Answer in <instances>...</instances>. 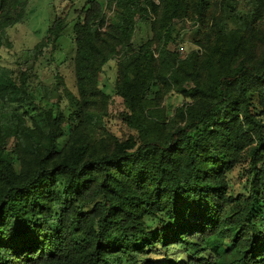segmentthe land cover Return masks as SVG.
<instances>
[{
    "label": "trees",
    "instance_id": "1",
    "mask_svg": "<svg viewBox=\"0 0 264 264\" xmlns=\"http://www.w3.org/2000/svg\"><path fill=\"white\" fill-rule=\"evenodd\" d=\"M26 7L0 0V47ZM144 23L153 36L135 47ZM73 32L78 96L58 77L56 109L0 66V264H264V0H87ZM117 57L126 139L104 126ZM172 93L185 103L168 117ZM244 156L245 199L229 182Z\"/></svg>",
    "mask_w": 264,
    "mask_h": 264
},
{
    "label": "rangeland",
    "instance_id": "2",
    "mask_svg": "<svg viewBox=\"0 0 264 264\" xmlns=\"http://www.w3.org/2000/svg\"><path fill=\"white\" fill-rule=\"evenodd\" d=\"M26 12L22 15L20 23L6 29L3 45L0 47V66L10 69L18 82L25 78L28 89L38 106L56 109V103L61 97L60 89L65 87L72 95L78 96L74 57L75 44L73 27L77 14L83 10L87 0H25ZM16 8V7H15ZM55 15L66 17V25L61 36L55 41H49L41 49L36 47L48 35V29L55 20ZM180 32L177 40L183 56H186L195 47L194 24L192 22L180 23ZM153 36L149 23H144L134 38L135 47L149 41ZM176 45H171L174 49ZM119 57L109 61L103 68L100 78V87L112 97L108 108V116L104 120V126L118 138L126 139L134 134L122 121L120 114L124 111L123 100L116 95V82L118 79L117 66ZM60 78L62 84L58 85ZM251 101L259 107L257 95L250 96ZM185 99L175 93L169 95L162 103L168 117H172L177 108L183 106ZM264 122V116L260 118ZM31 125V124H30ZM98 131L99 129L96 128ZM60 140V150L68 143L70 132ZM42 140V147L48 148L50 142L42 134L38 133ZM16 170L20 169V163L13 159ZM249 159L243 157L240 165L229 175L231 194L244 199L249 196L250 190Z\"/></svg>",
    "mask_w": 264,
    "mask_h": 264
}]
</instances>
